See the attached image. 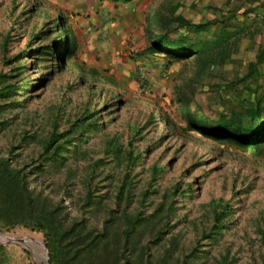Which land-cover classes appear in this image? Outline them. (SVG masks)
<instances>
[{"label":"rangeland","instance_id":"374dc122","mask_svg":"<svg viewBox=\"0 0 264 264\" xmlns=\"http://www.w3.org/2000/svg\"><path fill=\"white\" fill-rule=\"evenodd\" d=\"M257 2L0 0V73L17 86L0 99L11 124L0 157L70 237L51 258L44 229L6 220L23 209L13 205L0 212V264H264V142L214 137L220 120L249 126L246 109L264 111V74L248 68L264 48ZM59 23L77 44L64 69L22 55L54 43ZM159 36L195 53L159 52ZM25 131L31 143L17 145ZM55 132L63 157L45 165L38 154ZM153 165L162 171L150 181ZM215 200L228 209L204 237Z\"/></svg>","mask_w":264,"mask_h":264},{"label":"trees","instance_id":"16d2710c","mask_svg":"<svg viewBox=\"0 0 264 264\" xmlns=\"http://www.w3.org/2000/svg\"><path fill=\"white\" fill-rule=\"evenodd\" d=\"M117 2H130L132 0H114ZM175 20L178 21L177 25H189L190 23L185 20L184 18L177 16L175 17ZM64 26L62 24H58L57 29L53 30L55 32V39L53 40L54 43L51 45L46 43L42 46H35L33 48H27L22 55H27L32 52L31 55L32 58L43 59L39 58L38 55H48L53 59L55 64L59 67L60 70L65 68L66 61L71 59L76 52V42L73 38L69 36L66 32H63ZM225 32V31H224ZM227 34V33H226ZM34 37H37L35 34ZM5 41L6 37L2 43V49L5 48ZM51 41V40H49ZM171 43L174 45V48L171 47ZM54 44V45H53ZM152 45L157 49L159 52H164L167 54H172L175 56H187L188 53H195L193 51V48H189L188 50L179 49L176 42H173L172 40H163L159 36V38L155 39L154 42H152ZM193 47V46H192ZM187 51V52H186ZM191 55V54H190ZM26 56H21L20 61L24 59ZM14 58V56L12 57ZM10 59H4V62L10 61ZM258 59H260L258 57ZM20 61L15 60L12 63L17 64L14 66V70H22L24 67L22 64H18ZM254 64L250 63L249 68L251 71L254 70ZM20 73V72H18ZM15 75V74H14ZM9 77L12 76H6L5 73H0V99L6 98L12 93H16L17 86L13 82H9ZM3 112V106L0 103V114ZM246 112L250 116V124L249 126H242L241 124H237L236 122L229 121L227 118H224L223 120L219 121V125L216 127L217 132L216 136L218 138H226L228 140H231L232 143L235 145H247L248 148L256 147L260 145L262 142H264V133L261 134V130L264 128L262 123L260 122V117L263 115L264 117V111L260 109L259 107L255 106L254 108H247ZM0 131H4L5 129H8V127L11 125L9 121H7L8 118L6 117H0ZM192 126L202 132L199 128H197L194 123H192ZM25 131L23 134H19L18 139L16 140L17 145L21 143L30 144L31 138ZM204 133V132H202ZM58 138V134L51 133L50 136L44 140L43 142V149L39 156V162H45L44 164H49L50 161H56L59 158L63 157L62 152L57 149L58 146H54V143L56 139ZM246 140H253V142H248ZM255 143V144H254ZM253 145V146H251ZM13 147V146H12ZM10 148L8 152L10 153L13 148ZM131 148H128L126 151V162H133L136 160L137 156H134V154L131 151ZM95 162L98 164L100 162V159H96ZM53 163V162H52ZM37 168H40L41 166H36ZM129 170V169H128ZM127 170V171H128ZM153 174L151 175L154 179L160 171H162L161 167H157L155 165L152 166ZM124 177L120 181V186L118 187V192L121 195V192H123L124 189L129 187L127 176L123 175ZM25 174L22 173L21 169H17L13 166L9 165V160L5 157H0V212H4L5 210H9L13 207V205H19V208H23L19 211V213H12L13 215L10 217L6 215L8 221H15L20 224L28 225L30 223H34L35 227L38 229H44L45 230V236L47 237V245L50 251V257L54 259V257L59 258L61 256V245L63 244L62 239L67 238L70 239V237L67 235V229L60 226L59 221H57L56 218V212L48 210L43 201H39L35 197L32 196L30 191L26 189L25 186ZM23 199V201H22ZM213 205H215V209L219 208L215 212L214 221L207 231L202 232V236H211L212 232L218 228V222L220 220V217L227 212L228 209V202H222V200H215L212 202ZM25 205V206H24ZM1 215V214H0ZM5 217V216H4ZM129 219V218H128ZM128 223V221H127ZM129 224V223H128ZM133 225L132 223L128 225L127 229L124 230L125 233L129 234L128 232L130 229H132ZM174 245L175 242L171 241L170 245ZM217 264H232V261L228 259L227 257H222V259H219L217 261Z\"/></svg>","mask_w":264,"mask_h":264},{"label":"crops","instance_id":"0c3cea01","mask_svg":"<svg viewBox=\"0 0 264 264\" xmlns=\"http://www.w3.org/2000/svg\"><path fill=\"white\" fill-rule=\"evenodd\" d=\"M258 2V5H260L259 7H261V9L263 10V8H264V2H260V1H263V0H257ZM257 3H255V5L254 6H256L257 5ZM258 7V6H257ZM255 49H257V51H256V54H255V57L252 59V60H250V62L248 63V68H249V64L250 63H253L254 64V69L255 68H259V73L261 74H264V48H259V47H255ZM258 57L260 58V59H258Z\"/></svg>","mask_w":264,"mask_h":264}]
</instances>
